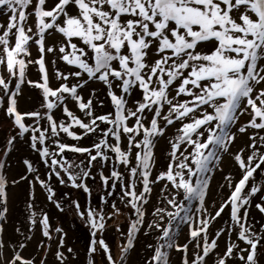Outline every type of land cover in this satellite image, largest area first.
Here are the masks:
<instances>
[{
  "label": "snow or ice",
  "instance_id": "obj_1",
  "mask_svg": "<svg viewBox=\"0 0 264 264\" xmlns=\"http://www.w3.org/2000/svg\"><path fill=\"white\" fill-rule=\"evenodd\" d=\"M29 6L34 9L31 13L27 12ZM72 7L77 10V15L69 14L68 9ZM0 9L8 13L7 24H0L2 30L0 51L4 54L0 58V64H4L12 76H18L21 84L25 82L27 67L25 59L21 57L30 55L28 45L32 39L28 34L32 29L28 28L26 31L25 23L29 15L37 20L39 38L34 42L39 45L41 56L35 62L42 73V82L27 81V83L42 90L45 101L42 107L47 111L43 114L37 111L26 113L18 111L19 84H17V91L9 97L10 103L6 113L13 118L14 125L18 127V135L22 137L30 131V126L24 123L25 117L35 118L37 127L31 129V146L40 152L42 157L47 158L58 153H50L47 146L37 147V144L43 145L45 140L50 138L45 135L47 130L39 129L41 119L46 118L50 122L52 137H59L60 132H63L73 140H80L100 130L101 137L91 147H78L59 143L58 140L54 141L60 154L66 150L87 154V169L69 175L72 185L83 188L86 192L89 189L83 181L90 178L93 162L98 159L106 162L110 159L107 151L115 153L117 160L124 165L130 164L129 158L134 156L136 166L130 168L132 179L127 186L123 184L120 172L113 170L109 177H104L101 173L106 186L110 179L121 181L123 195L120 199L123 201L124 197L129 198L128 204L136 216V219L130 223L127 242L123 249L125 253L132 248L134 235L144 224L143 204L147 203L146 194L151 191L150 184L166 180L170 182L171 190L177 195L183 192L187 199H199L203 203L205 189L208 186V179L204 174L210 171L209 165L213 160L218 159L217 150H227V145L235 139L234 134L231 133V126L237 121L242 106L244 111L250 109L251 120L239 131L244 132L247 127L264 130V87L256 91L257 86L264 85V0H56L50 8L47 0H36L35 4L33 0H0ZM61 18H63L62 24L59 23ZM52 29L62 34L66 41L58 48V51L63 53L61 59L68 65L80 69L68 75L57 72L56 78L66 81L69 75L80 78L87 74L88 80L95 79L105 83L109 88L108 94L115 109L114 114L93 115L92 101L84 102L78 94V88H83L88 80L71 86L62 83L57 89L49 86L48 72L42 54L45 51L50 53L56 50L53 47H45V33ZM73 38H78L85 47H78L72 42ZM10 39L14 43L10 44ZM209 43L214 45L209 52L198 50V47ZM68 48L71 52L67 50ZM85 48L91 52L92 64L89 63V52ZM152 49H155L158 59H151ZM114 81L118 82L115 86L120 88L123 94H130L132 89L137 87L142 91V102H137L135 110L126 107L128 101L125 95H117L111 91ZM176 81H179V86L175 88V96L170 98L171 88ZM0 87L7 94L9 82L3 77H0ZM65 94L78 102L79 110L90 118L89 122L85 123L68 109L65 105L67 99ZM180 96L190 99L174 102ZM50 97L55 99H49ZM243 101H246V104L242 105ZM61 105H64L63 112L70 119L68 123L64 121L57 123L51 115V110ZM165 106H167L166 114H164ZM146 110L153 114L148 122L150 126H146L143 119ZM133 117L135 123L129 126L127 121ZM158 118H162L166 125L180 122L181 127L180 134L175 142L171 143L170 163L166 172L159 174L155 180H150L154 138L165 134V128L160 126ZM97 121L108 127L100 129ZM73 126H78L83 133L78 135L72 131ZM37 132H39L38 136L35 134ZM205 133H207L206 138ZM122 134H126V151L122 150L120 145ZM141 134L142 139H137ZM109 137L115 142L110 143ZM15 139L16 137L9 139L8 144H12ZM250 139L253 141L249 146L254 149L252 154L246 157L239 153L235 155V161L242 173L241 178L235 184L228 200L212 217V219L219 217L230 206L231 219L238 226L236 229L238 239L245 242L248 247L239 248L234 242L228 244L218 264H227V258L234 255V249L239 250V260L243 264H259L258 246H262L261 239H264V236L252 232L250 226L244 222L248 217L247 210L241 215V209L249 204L257 193H261V198L264 199V191L260 186L253 185L249 192H244L257 169L264 165V153L257 148L256 138L250 137ZM259 141H264V136H259ZM182 145L185 146L183 150H181ZM210 145L213 146V150L206 153ZM189 148L192 151H188ZM133 149H137L134 154ZM24 163L29 172L35 171L29 161L26 160ZM57 165L66 173L69 172V168L64 167L60 160H51L53 171L59 182L63 184L65 180L60 177V172L55 171ZM3 167L4 165L0 164V169ZM193 177H196L195 182ZM78 178L80 183H77ZM137 178L142 183V191L139 194L136 191ZM26 179V176H21L19 180H13L12 184L15 185ZM226 179L230 181L229 177ZM36 180L49 193L48 199L52 200L53 189L38 176ZM7 185L5 175L0 173V205H3L0 218L8 212ZM115 186V183L111 185L113 189ZM229 186L232 187L231 181ZM111 195L112 192H108V196ZM101 200L107 203L104 197H101ZM167 203L178 208L179 211L184 210L175 197L167 199ZM255 206L264 213V205ZM76 207L80 208L79 203H76ZM112 209L109 219L119 213L115 202L112 203ZM179 211L175 214L168 212L167 215L174 218L179 216ZM199 211L201 210L198 209L197 212ZM164 212L165 209L157 208L154 215L163 219ZM80 215L83 218L84 213L81 212ZM87 216L88 223L93 229L91 235L95 237L97 231L102 232L105 229V216L102 210L97 212L92 208L87 210ZM181 219L185 222L192 221L191 216H184ZM40 222L43 225V235L48 237V216L45 214ZM32 223L35 224L36 220L32 219ZM198 224L199 226L191 228L190 239L196 241L197 248H202V254L197 252L191 264H206L205 258L218 247L217 239L220 232L216 233L217 238L209 243L207 236L209 221L200 219ZM147 227L160 228L161 225L154 220ZM2 231L0 225V232ZM57 231L61 230L57 229ZM163 236L169 237V231L165 230ZM200 240H203L202 245ZM62 243L61 240V245ZM96 244L95 239L90 242L92 253L97 251ZM99 244L107 254L109 249L106 242L100 239ZM3 246V242L0 241V248ZM20 247L25 246L20 245ZM167 247L188 252V244L177 246L174 242H169ZM57 257L64 259L63 253L58 252ZM107 259L113 264L110 254L107 255ZM153 259L168 264L166 254L159 250H156ZM0 264H34V262L16 252L9 259L0 257ZM182 264H190L187 255L183 257Z\"/></svg>",
  "mask_w": 264,
  "mask_h": 264
},
{
  "label": "rangeland",
  "instance_id": "obj_2",
  "mask_svg": "<svg viewBox=\"0 0 264 264\" xmlns=\"http://www.w3.org/2000/svg\"><path fill=\"white\" fill-rule=\"evenodd\" d=\"M35 2L36 0H33L34 4ZM55 2L56 0H47L48 7L53 6ZM33 11V7L29 6L27 12L31 13ZM68 11L70 15H77V10L74 7L69 8ZM7 21V11L0 9V24L6 25ZM59 23H63V18H61ZM36 24V18L29 15L25 28L26 31L28 28L32 29V32L28 33L32 37L28 45L30 55L21 57L25 59L27 65L25 82L21 84L18 76H12L7 71L6 66L0 64V77L5 78L9 82L7 94L0 87V164L4 165L3 169H0V173L5 175L8 181L6 187L8 212L3 218H0V225L3 228V231L0 232V241L4 245L3 248H0V257L9 259L14 253L19 252L22 257L32 260L34 264H92V262L94 264H110L107 259V255L110 254L113 264H162V262L153 259L156 250H159L166 254L168 264H182L185 255H187L191 264V260L197 252L202 254V248H197L196 241L190 239V230L192 227L199 226L198 222L200 219H207L209 221L207 231L209 243H211L212 239H216V233L220 232L217 239L218 247L213 249L209 256L205 258L206 264H218L219 258L225 253L230 243H236L239 245V248H247L248 245L238 239L236 231L238 226L231 219L230 206L219 217L215 219H212V217L219 207L228 200L231 192L234 190L235 184L241 178L242 173L238 163L235 161V155L239 153L246 157L254 151V149L249 147L253 142L250 137L256 138L257 148L264 153V141H259V136H264V130L247 127L246 131H239L241 127L247 126L251 120L250 109L244 111L242 106L238 113L237 121L231 126V133L234 134L235 139L227 145V150H217L218 159L213 160L212 164L209 165L210 171L204 174L208 179V186L205 189L203 203L199 199H187L183 192L177 195L174 190H171L170 182L166 180L150 184L151 191L146 194L147 203L143 204V211L145 213L143 217L144 224L141 225L140 231L134 235L132 248L128 249L125 253L123 249L127 242L130 223L136 219V216L134 210L128 204L129 198L124 197L123 201L120 199L123 195L121 181L110 179L106 186L103 183L101 173H103L104 177H109L111 170H116L122 174L123 184L127 186L132 179L130 168L136 166L134 156L129 158L130 164L124 165L117 160L115 153L107 151L110 159L106 162H102L99 159L93 162L90 178L83 181L89 189L86 192L83 188L74 187L69 179V175H75L80 173L82 169H87L88 156L87 154L71 153L69 157H64L61 160L64 167L69 168L68 173L64 172L63 168L59 165L57 166L60 177L65 180V183L61 184L55 174H52L50 177L51 170H53L51 160L55 159V157H42L40 152L31 146V129L37 127L35 118L25 117L24 123L26 126H30V131L21 137L18 135L19 129L14 125L13 118L6 113V108L10 103L9 97L13 92L17 91V84H19V95L17 96L18 111L21 113L37 111L42 114L47 111V109L42 107L45 103L42 90L27 83V81L42 82V73L39 65L35 62L41 56L39 45L34 42L39 38ZM72 42L76 43L78 47H85L78 38H73ZM12 43L14 41L10 39V44ZM65 43L63 35L55 29L45 33V47L56 49L53 52L49 53L45 51L42 54L48 72V83L53 89L59 88L62 83H67L71 86L83 80H88L87 74H84L80 78H74L69 75L66 81L56 78L57 72L68 75L71 72L80 71L76 66L68 65L61 59L63 53H60L58 48ZM213 48L214 45L209 43L198 47V50L209 52ZM67 50L71 52L70 48ZM85 50L89 52V63L92 64L93 61L90 59L91 52L87 48ZM3 55V52L0 51V58ZM158 58L155 55V49H152L151 59L155 60ZM117 83L114 81L111 91H114L117 95H125L128 101L126 107L135 110L137 102H142V91L137 87L132 89L130 94H123L121 89L115 86ZM178 86L179 81H176L171 88L170 98L171 96H175V88ZM261 87H264V85L257 86L256 91L258 92ZM108 93L109 88L107 85L95 79L88 80V83L83 88H78V94L83 98L84 102L88 100L92 101L94 116L107 115L108 113L114 114L115 109ZM65 96L67 97L65 105L68 109L85 123L89 122L90 118L79 110L77 106L78 102L72 100L67 94ZM49 99L54 100L55 98L50 97ZM184 99H190V97L180 96L174 102L183 101ZM244 104H246V101L242 102V105ZM63 107L64 105H61L59 108L51 110V115L57 123L60 121H64L65 123L70 122V119L63 112ZM166 113L167 106L164 109V114ZM152 115L147 110L145 111L143 119L146 126H150L148 122L152 119ZM127 123L129 126H133L135 117L129 119ZM158 123L161 127L165 128V134L154 138L150 180H155L159 174L166 172L170 163L171 143L175 142L176 137L180 134L179 128L181 127L180 122H177L175 125H166L162 118H158ZM38 126L40 131L47 130L45 135L46 137H50L45 140L43 145L37 144L38 148L47 146L50 153H57L58 146L54 141L58 140L59 143H69L71 137L63 132H60L59 137L51 136L50 122L46 118L41 119ZM106 127L108 125H100V129H105ZM71 130L78 135L83 133V130L79 129L78 126H73ZM100 132V130H97L98 134ZM35 134L38 136L39 132ZM96 136L88 134L80 140H73L76 141L74 144L73 141L70 143L71 145L77 143L82 145V147H91L95 143L93 140H96ZM206 136L207 133H205V138ZM12 137H16V139L12 144H8L9 139ZM137 139H142V134ZM109 142L114 143L115 141L112 137H109ZM120 145L122 150H127L126 134H122ZM184 147L182 145L181 150ZM210 150H213V146L211 145L206 150V153ZM132 151L134 154L137 149H133ZM188 151H192V149L189 148ZM94 154L95 152H93ZM177 155H179V152ZM26 160L35 169L34 172L27 170V165L24 163ZM82 161L84 163H81ZM21 176H26L27 179L13 185L12 181L19 180ZM37 176L53 189L54 196L52 200L48 199L49 193L36 180ZM226 177L230 178L232 187L229 186L230 181ZM192 179L195 182L196 177ZM77 183H80L79 178L77 179ZM113 183L116 185L114 189L111 187ZM166 184L167 187H165ZM253 185L260 186L262 191H264V165H261V168L257 169L244 192H249ZM136 191L137 194L142 191V183L139 178L136 180ZM108 192H112V195L108 196ZM101 197H104L107 203L102 202ZM173 197L182 205L183 211H179L178 208L167 203V199ZM113 202H115L116 207L119 209V213L109 219V214L113 212ZM76 203H79L80 208L76 207ZM256 204L264 205L261 193H257L251 198V202L241 209V215L247 210L248 217L244 222L250 226L252 232L264 236V213H261L256 208ZM2 208L3 205H0V210ZM89 208L95 209L97 212L102 210L105 216V229L102 232L97 231L95 237L91 235L93 229L88 223L87 210ZM157 208L165 209L163 219L154 215ZM198 209L201 211L197 212ZM177 211H179V216L173 218L167 215L168 212L175 214ZM81 212L84 213L83 218L80 215ZM33 213L35 214L34 216ZM45 214L49 219L48 237L43 235V225L40 222ZM184 216H191L192 221L185 222L181 219ZM32 219L36 220L35 224L32 223ZM154 220L161 225L160 228L147 227ZM57 229L61 231L58 232ZM165 230L169 231V237L163 236ZM87 235L89 236L88 243L86 242ZM93 239L97 241V251L95 253L90 251V242ZM100 239H103L108 245L109 252L107 254L99 244ZM61 240L63 241L62 245ZM169 242H174L177 246L188 244V252L184 253L175 247H167V243ZM200 243L202 245L203 240H200ZM20 245H24L25 247L21 248ZM261 245L258 246L260 254L259 264H264V239H261ZM238 251V249H234V255L227 258V264H243L239 260ZM58 252L63 253V260L58 259Z\"/></svg>",
  "mask_w": 264,
  "mask_h": 264
},
{
  "label": "trees",
  "instance_id": "obj_3",
  "mask_svg": "<svg viewBox=\"0 0 264 264\" xmlns=\"http://www.w3.org/2000/svg\"><path fill=\"white\" fill-rule=\"evenodd\" d=\"M0 100H1V95H0ZM98 124H100L101 125V123H99V121L97 122ZM94 135H97L96 136V140H93L94 142H98V139L101 137V135H102V133L100 132L99 134L97 133V134H94ZM99 135V136H98ZM71 141H73V139L72 138H70V141H69V143H67L68 145H71ZM77 141V140H76ZM76 141H73V144H74V142H76ZM75 146H78V147H82V145H80V144H75ZM57 155L56 156H54L55 157V159H57V160H62L64 157H69L70 155H71V153H74V152H71V151H68V150H66L64 153H62V154H60L59 153V151H57ZM58 166V165H57ZM57 166H55L56 168H55V171H57ZM52 172L50 173V177H51V175L52 174H55V172L53 171V170H51ZM113 171V169L111 170V172ZM88 239H89V236L87 235L86 236V242L88 243Z\"/></svg>",
  "mask_w": 264,
  "mask_h": 264
}]
</instances>
